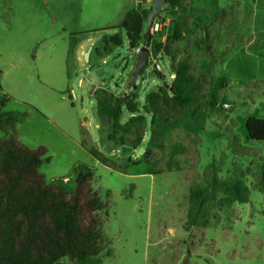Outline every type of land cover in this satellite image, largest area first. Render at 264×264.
<instances>
[{
	"label": "rangeland",
	"instance_id": "obj_1",
	"mask_svg": "<svg viewBox=\"0 0 264 264\" xmlns=\"http://www.w3.org/2000/svg\"><path fill=\"white\" fill-rule=\"evenodd\" d=\"M10 1L19 3L14 12L29 16L19 17L20 26L0 32V112L26 114L13 131L30 150H43L38 172L47 183L74 191L77 165L92 170V189L106 203L97 216L111 251L102 255L101 264H264V186L259 174L264 141L248 139L245 129L248 117L264 120L261 1L254 15L253 0H183L182 8L168 7L157 16L150 49L165 44L178 27L181 36L172 45L173 56L187 60L195 76L207 77L205 92L221 79L225 87L216 92V108L209 106L206 94L154 127L148 116L143 141L134 149L106 141L93 94L99 89L134 93L143 104L148 93L170 84L169 59L164 54L155 59L164 79L157 78L149 62L132 89L135 50L129 49L123 30H106L116 23L113 10L119 0H29L37 8L21 2L28 0ZM150 7L151 0L139 6ZM59 12L67 14L63 19L73 30L69 35L59 30ZM145 28L146 21L143 35ZM75 34L79 40L68 55ZM114 34L121 36L122 45L111 54L92 50L104 35ZM82 37L85 46L76 62ZM59 60L65 70L59 71ZM129 116L123 109L120 122ZM4 136L0 131V138ZM212 177L241 178L248 201L222 207L214 201L207 206L209 224L186 229L189 191Z\"/></svg>",
	"mask_w": 264,
	"mask_h": 264
},
{
	"label": "trees",
	"instance_id": "obj_2",
	"mask_svg": "<svg viewBox=\"0 0 264 264\" xmlns=\"http://www.w3.org/2000/svg\"><path fill=\"white\" fill-rule=\"evenodd\" d=\"M168 2L172 8L180 9L183 5V0ZM148 12L149 9L139 7L128 10L118 26L106 30H123L129 49L135 50L141 46ZM79 36L71 37L68 55L78 43ZM180 36L177 27L165 44L152 46L153 59L159 54L169 59V74L173 78L170 84H163L148 93L143 104L134 93L116 95L103 89L94 92L95 111L100 125L106 126L105 137L110 146L139 147L146 132L148 116L154 127L172 112L180 115L206 94L209 106L216 108L219 103L216 92L225 87V82L221 79L205 92L207 77L195 76L187 60L176 59L171 53L172 45ZM121 45L120 35H104L92 50L107 56ZM154 74L164 79L160 71L154 70ZM123 109L130 115L125 123L120 122ZM25 117V113L0 112V131L5 133L0 138V264H101L102 255L109 256L111 251L106 249L109 242L97 216L105 211L106 203L92 189V170L85 165H77L74 191H68L57 182L47 183L38 172L43 162V150L28 149L14 134L16 124ZM245 129L248 139L264 141V120L248 117ZM10 130L12 133H8ZM89 154L106 163L96 151L89 150ZM259 174L264 186V168ZM248 192V187L238 177L225 180L212 177L204 186L191 189L186 229L204 228L209 224L207 206L210 203L217 201L220 207L235 202L246 203Z\"/></svg>",
	"mask_w": 264,
	"mask_h": 264
},
{
	"label": "crops",
	"instance_id": "obj_3",
	"mask_svg": "<svg viewBox=\"0 0 264 264\" xmlns=\"http://www.w3.org/2000/svg\"><path fill=\"white\" fill-rule=\"evenodd\" d=\"M119 1H120L119 5L117 7H115V10H113V12H117L116 13L117 17H115V21H114L116 23H114L113 25H111L107 28L118 26L121 23L125 13L128 10L138 8L140 6V3L142 0H119ZM259 1H261L262 6H264V0H253V2H254L253 3V10H252L253 15L256 14L255 8L257 7V4ZM21 2H24V5L33 6L35 8L39 7L38 3L29 1V0L28 1H21ZM43 2H44V0H42V3ZM18 4L19 3H12L10 0H0V32H2L4 29H7L9 31V29H11V28H16V27H18V25L20 26L21 24H19V22H20L19 17L20 16H22V17L23 16H26V17L29 16L28 12H14L15 7ZM262 8H264V7H262ZM34 13H36V12H34ZM66 15L67 14L64 12L62 13V15H61V12H59V14H58V16H60L59 17L60 18L59 30L62 34H65V35L68 34L69 35V33L70 32L72 33L73 30L69 29L66 25V21L68 19L67 20L63 19V17H66ZM260 18H261V22L264 23V9H262V14L260 15ZM87 32H90V31H86L84 33H87ZM261 32H264V29H262ZM84 46H85L84 45V37H82V38H80L79 45H78L77 51L75 53V55H76L75 61L76 62L78 61V50H81ZM90 51H91V49H90ZM34 58H35L34 60H36V56ZM60 61L61 60H59V62H57V64H58L57 67L60 65V63H61ZM58 69H59V71H62V69L65 70V68H62L60 66ZM170 76H172V78H173V75H170ZM0 90L2 93H4V90L2 89L1 85H0Z\"/></svg>",
	"mask_w": 264,
	"mask_h": 264
},
{
	"label": "water",
	"instance_id": "obj_4",
	"mask_svg": "<svg viewBox=\"0 0 264 264\" xmlns=\"http://www.w3.org/2000/svg\"><path fill=\"white\" fill-rule=\"evenodd\" d=\"M169 7L168 0H151V7L148 12L146 28L143 35V40L145 41L144 45H141L139 48L135 49V66L134 70L131 74L129 87L134 89L136 88V81L141 73L143 67H145L149 62L151 63V49H150V36H151V28L153 22L157 18V16ZM90 49L84 53L85 60L88 61ZM152 67L160 71V67L155 63ZM182 264H189L187 260H184Z\"/></svg>",
	"mask_w": 264,
	"mask_h": 264
},
{
	"label": "built area",
	"instance_id": "obj_5",
	"mask_svg": "<svg viewBox=\"0 0 264 264\" xmlns=\"http://www.w3.org/2000/svg\"><path fill=\"white\" fill-rule=\"evenodd\" d=\"M157 30H158V24H157V21H156V19H155V21L153 22V25H152L151 31H152V32H155V31H157ZM155 63H156V60L153 59V57L151 56V64L153 65V64H155Z\"/></svg>",
	"mask_w": 264,
	"mask_h": 264
}]
</instances>
